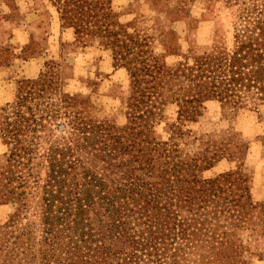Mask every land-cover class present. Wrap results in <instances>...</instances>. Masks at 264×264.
<instances>
[{"label": "rangeland", "instance_id": "obj_1", "mask_svg": "<svg viewBox=\"0 0 264 264\" xmlns=\"http://www.w3.org/2000/svg\"><path fill=\"white\" fill-rule=\"evenodd\" d=\"M55 2L57 21L39 11L42 4L53 2L4 0V8L0 4V66H10L7 79L0 72V124L4 118L14 120L19 91L35 92L20 108L18 138L34 143L29 165L34 177L22 191L37 195L38 178L45 172L41 156L51 141L72 149L74 140L109 132L95 140H113L114 135L116 140H133L140 148L160 144L158 149L163 147L171 160L191 159L196 166L204 165L199 160H209L206 169L196 172L205 184L224 174L231 175L227 181L238 178L231 189L234 198L237 189L244 188L254 206L239 218L207 215V234L212 244H221L195 248L179 264H198V256L221 251L232 255L231 264H264V106L236 109L209 100L186 120L178 115L170 94L178 81L163 84L165 71L190 67L193 56L213 48L231 50L237 7L226 0H86L75 34L66 19L72 15L70 3ZM98 27H105L106 33H98ZM151 60L161 65L159 74L142 69L153 64ZM133 73L137 90L143 92L140 96L134 93ZM40 85L43 91L37 94ZM6 150L0 139V169ZM221 181V189L229 187ZM30 200L16 228H38ZM19 207L17 201L0 204V236ZM174 208L179 218L193 212L183 202ZM21 258L11 260L0 252V264H25Z\"/></svg>", "mask_w": 264, "mask_h": 264}, {"label": "trees", "instance_id": "obj_2", "mask_svg": "<svg viewBox=\"0 0 264 264\" xmlns=\"http://www.w3.org/2000/svg\"><path fill=\"white\" fill-rule=\"evenodd\" d=\"M47 1L54 3L50 5L58 13L55 0ZM68 2V14L72 15L66 19L77 34L86 0ZM226 2L237 7L231 50L213 48L193 56L190 67L165 71L164 85L178 81L170 94L178 104V115L186 120L209 100L236 109L264 106V0ZM62 13L66 15V11ZM101 28L97 32L106 33V28ZM151 61L153 64L142 69L159 74L161 65ZM131 77L134 79V73ZM37 87L36 93H41L42 85ZM137 87L134 79V93L140 96L143 92ZM29 93L35 92L19 91L13 105L14 120L4 118L0 124V139L7 147L0 169V204L17 201L20 205L0 236V252L9 259L20 255L25 264H179L187 261L195 248L208 250L221 244H212L207 234V215L239 218L254 209L244 188L237 189L239 195L234 198L231 189L236 180L227 181L230 174L206 184L196 177L209 160H199L203 166L194 165L191 159L171 160L163 147L158 149L160 144L140 148L133 140H116L114 135L113 140H95L109 132L74 140L72 149L57 146L55 141L47 144L41 156L45 172L38 178L37 195L31 196L22 189L34 177L29 167L34 143L18 138L22 135L20 108ZM220 180L227 181L229 187L221 189ZM31 198L38 228H16V220ZM178 202L192 206L189 217H178L174 208ZM261 228L264 231V222ZM229 262H233L232 255L221 251L212 256L202 254L196 263Z\"/></svg>", "mask_w": 264, "mask_h": 264}, {"label": "crops", "instance_id": "obj_3", "mask_svg": "<svg viewBox=\"0 0 264 264\" xmlns=\"http://www.w3.org/2000/svg\"><path fill=\"white\" fill-rule=\"evenodd\" d=\"M3 1L4 0H0V4L3 5V8H4L5 5L3 4ZM45 1H47V0H45ZM47 2H49V1H47ZM41 6L42 7L39 10V11H41V13L51 14V15H53L56 18V13H55V11L52 10L53 7L50 4H49V6H46V5H43V4ZM56 21H57V18H56ZM9 68H10V66H8V67L0 66V72H5V79H7L9 77V75H10L9 74V70H8Z\"/></svg>", "mask_w": 264, "mask_h": 264}]
</instances>
